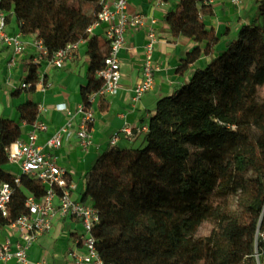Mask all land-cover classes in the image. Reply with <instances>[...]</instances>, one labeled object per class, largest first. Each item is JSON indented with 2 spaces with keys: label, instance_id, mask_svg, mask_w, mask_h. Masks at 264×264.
Instances as JSON below:
<instances>
[{
  "label": "trees",
  "instance_id": "obj_1",
  "mask_svg": "<svg viewBox=\"0 0 264 264\" xmlns=\"http://www.w3.org/2000/svg\"><path fill=\"white\" fill-rule=\"evenodd\" d=\"M255 4L254 20H239L230 40L225 27L218 35L206 25L215 12L200 0H178L164 15L173 37L196 44L177 72L202 56L210 62L159 100L141 147H110L86 172L81 200L99 212L93 234L105 263L256 264V249L264 259V242L256 241L264 227V0ZM0 9L8 22L15 19L23 37L42 40L51 53L88 40V85L81 96L89 108L88 95L103 85L96 74L110 52L109 42L100 45L88 33L100 1L0 0ZM27 71L29 87L15 90L14 97L35 94L37 66L30 62ZM18 112V122L0 119V185L14 183L3 169L9 163L5 148L20 139L22 123L37 122L39 104L29 98ZM45 193L39 180L22 176L0 228L26 213L28 195L40 199ZM220 194L238 196L234 211L216 205ZM206 222L215 229L201 236Z\"/></svg>",
  "mask_w": 264,
  "mask_h": 264
},
{
  "label": "built area",
  "instance_id": "obj_2",
  "mask_svg": "<svg viewBox=\"0 0 264 264\" xmlns=\"http://www.w3.org/2000/svg\"><path fill=\"white\" fill-rule=\"evenodd\" d=\"M99 1L101 10L97 16V22L88 29V33L92 35L93 28L103 26L110 44V52L105 60L104 68L96 74L97 78L102 80L103 85L99 90L88 95L90 107L85 108L82 104L74 112L67 105L61 104L57 106V109L64 112L68 120L47 138L43 145L38 143L39 135L48 130V125L38 118L26 140L18 139L5 148L8 162L17 166L20 174L15 176L13 184L3 182L0 185V219L9 216L15 186H20L22 176L39 180L46 186V193L40 199L28 195L25 201L26 213L15 222L0 228V233L6 231L16 236L14 238L8 235L3 242H0V262L14 260L18 264H29L28 252L32 245L52 229L58 217H70L79 225V230L76 232L78 247L69 253L70 264H107L99 254L93 234L95 226L100 222L99 212L90 202L73 199L75 186L68 181V171L59 164L55 152L62 148L65 141L72 138L77 139L84 152L91 147L93 126L96 121L92 106L98 99L115 96L121 88L120 53L126 48L128 29H141L146 35V43L143 46L145 59L141 67L140 79L133 89L134 102H139L154 89L155 75L160 71V66L154 60L155 47L158 43L156 18L144 13H129V0ZM168 1L154 0V3L158 7H163ZM200 1L203 5L213 9L228 3L237 12L241 11L245 5V0ZM87 43L88 40H79L51 53L40 39L33 38L26 41L20 32L9 33L7 13L0 9V55L4 48L11 49L13 60L10 66H13L18 58L26 54L29 47L33 48L30 62L37 66L40 79L38 85H42L43 88H46L44 72L41 71L43 65L50 69H63L74 58L75 53ZM27 87L29 85L25 82L21 85V88ZM44 111L45 108L39 106V117ZM76 114L81 115L78 124L75 123ZM147 131L148 126L140 129L125 128L112 135L109 146L117 147L122 138L132 142L136 135ZM256 241L264 242V227L258 228ZM254 258L256 264H264V259L257 249Z\"/></svg>",
  "mask_w": 264,
  "mask_h": 264
},
{
  "label": "crops",
  "instance_id": "obj_3",
  "mask_svg": "<svg viewBox=\"0 0 264 264\" xmlns=\"http://www.w3.org/2000/svg\"><path fill=\"white\" fill-rule=\"evenodd\" d=\"M177 2L178 0H169L165 6L158 7L154 0H129V13H144L157 20L155 27L158 43L155 47L154 60L159 64L160 71L155 75L154 89L139 102H134L133 89L140 79L141 67L145 59L143 46L146 43V35L141 29H128L126 34L127 45L120 53L121 88L115 96L98 99L92 106L96 121L93 126L91 147L87 152H84L77 139L72 138L65 141L62 148L55 152L59 164L68 171V181L75 186L74 200L82 199L86 187L85 174L95 164L99 156L110 148L109 140L112 135L128 127L140 129L148 126L150 119L156 113L159 100L173 95L189 81L196 69L202 68L210 62L209 57L202 56L184 73L177 72L182 59L196 46L192 40L173 37L168 26L163 22L166 12L173 9ZM218 10H222L223 15H227L230 11L225 9V4L214 8L215 15ZM214 17L205 19L208 27L213 26ZM223 29L224 26L217 28V34L221 35ZM8 31L11 34L19 33V26L14 18L8 22ZM92 35L98 37L100 45L108 43L103 26L93 28ZM231 37H233L232 34L227 39L234 38ZM33 38L35 36L32 35L24 37L26 41ZM86 52L87 44L75 53L74 58L63 69H50L43 65L41 71L44 72L46 88L38 85L35 94L32 96L22 93L19 97H14V91L21 87L27 77V65L30 64L33 56V48L29 47L26 54L18 58L13 66H10L13 60V52L9 48H4L0 55V119H11L18 122V107L26 103L29 98L32 99L39 106L45 108L39 117L40 121H44L48 125V130L39 135L38 143L43 145L45 140L68 120L67 115L59 111L57 106L65 104L75 112L83 104L81 88L88 85L86 77L88 57ZM80 120L81 115L76 114L75 123L78 124ZM20 126V139L26 140L27 135L32 131V126L26 123H22ZM145 134L144 132L136 135L132 142L122 138L117 147L120 149L141 147ZM3 169L13 176L20 174L17 166L10 163L5 165ZM78 230L79 225L73 218L58 217L54 221L52 229L30 248L28 252L29 264L41 262L70 264L69 253L78 247L76 242ZM8 235L12 234L6 231L1 232L0 242H3ZM0 264L18 263L12 260L0 262Z\"/></svg>",
  "mask_w": 264,
  "mask_h": 264
},
{
  "label": "rangeland",
  "instance_id": "obj_4",
  "mask_svg": "<svg viewBox=\"0 0 264 264\" xmlns=\"http://www.w3.org/2000/svg\"><path fill=\"white\" fill-rule=\"evenodd\" d=\"M246 4L244 5V8L241 11H236L235 8H233L230 4H225V9L230 10L227 15H223L222 10H218L216 12V15L213 19V28H221L224 26L230 34L233 35V37L237 36V30L240 24L239 20H242L246 22L247 24H250L256 15V4L255 0H245ZM247 13V15H244ZM231 37V38H233ZM261 95L264 96V88H261ZM219 152L220 149H217ZM78 179L77 177H75ZM221 198H218V201L216 202V205L219 204L222 208L228 209L230 211H234L236 209V202L238 200V196L235 195H222L220 194ZM215 229V224L212 222H206L203 224V226L200 229V235L201 236H208L212 233V231Z\"/></svg>",
  "mask_w": 264,
  "mask_h": 264
}]
</instances>
